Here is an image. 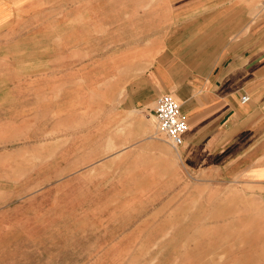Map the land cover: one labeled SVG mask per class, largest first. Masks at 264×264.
Listing matches in <instances>:
<instances>
[{
  "label": "rangeland",
  "instance_id": "374dc122",
  "mask_svg": "<svg viewBox=\"0 0 264 264\" xmlns=\"http://www.w3.org/2000/svg\"><path fill=\"white\" fill-rule=\"evenodd\" d=\"M26 1L14 64L32 85L0 112V264H264V203L251 187L168 161L151 146L172 152L155 117L149 138L102 130L118 120L99 110L103 95L119 94L120 63L184 59L188 25L207 30L202 60L223 61L220 48L237 41L247 55L251 37L264 48V0H238L225 23L220 0ZM46 75L51 102L38 83Z\"/></svg>",
  "mask_w": 264,
  "mask_h": 264
},
{
  "label": "crops",
  "instance_id": "0c3cea01",
  "mask_svg": "<svg viewBox=\"0 0 264 264\" xmlns=\"http://www.w3.org/2000/svg\"><path fill=\"white\" fill-rule=\"evenodd\" d=\"M25 1L0 0V112L14 110L16 93L32 85L27 80L15 78L16 12L28 5L29 1ZM237 5L238 0H220L222 23L233 18ZM152 21L159 22V18ZM168 21H173L172 16ZM185 22L190 24V17ZM189 27L183 30L186 53L180 62L177 56L170 59L173 52L168 56L164 52L166 55L145 67L137 62L120 63L118 86H115L119 94L103 95V105L99 107L104 116L108 113L106 117L116 118L118 124L103 126L102 130H143L140 135L151 138L155 130L156 101L164 94H171L188 120L184 144L178 149L171 147L172 152L166 143L159 142L162 140L152 139L151 146L158 152H165L168 161L177 157L190 176L200 175L206 177L205 181L230 178L251 187L253 194L264 203V48L255 49L254 37H251L247 55L239 51L237 41L220 48L224 56L230 55L223 61L202 60L201 55L207 53V30L192 32ZM230 46L232 48L228 49ZM45 63L46 69V60ZM38 83L45 102L53 101L47 75ZM243 96H249V101L242 103ZM54 101L59 99L54 97ZM94 109L91 105L88 113ZM129 148H118V153L111 154L106 162L115 161ZM153 156L156 158L159 154ZM199 224L200 229L219 230L222 226L220 222Z\"/></svg>",
  "mask_w": 264,
  "mask_h": 264
},
{
  "label": "built area",
  "instance_id": "2783aa9c",
  "mask_svg": "<svg viewBox=\"0 0 264 264\" xmlns=\"http://www.w3.org/2000/svg\"><path fill=\"white\" fill-rule=\"evenodd\" d=\"M249 99V96H243L242 103L248 102ZM154 114L170 146L173 149L180 148L189 129L187 117L180 104L171 94H164L157 99Z\"/></svg>",
  "mask_w": 264,
  "mask_h": 264
}]
</instances>
